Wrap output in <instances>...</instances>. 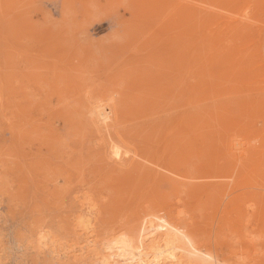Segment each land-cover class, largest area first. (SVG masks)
I'll use <instances>...</instances> for the list:
<instances>
[{
  "label": "rangeland",
  "instance_id": "374dc122",
  "mask_svg": "<svg viewBox=\"0 0 264 264\" xmlns=\"http://www.w3.org/2000/svg\"><path fill=\"white\" fill-rule=\"evenodd\" d=\"M148 2L0 0V264H99L77 251L68 231L81 202L99 211L96 230L100 243L109 238L111 227L122 224L124 231L140 226L142 219L127 217L151 215L158 209L172 221L179 218L173 223L182 221L196 231L205 255L218 256L215 264H254L264 254V120L257 104L259 99L263 104L264 97L259 96L264 95V15L250 26L235 17L237 22L230 20L229 26L237 24L234 28L238 29L227 31L237 33H226L235 39L236 34L243 37L240 27L242 34L243 30L257 32L252 33L257 45H246V49L255 46L246 50L253 56L243 57L245 48L240 49L238 58L242 59L237 64L240 59L234 58L232 68L246 59L252 64L249 60L254 58L253 63H258L249 70L260 73L250 70L256 76H249L248 71L249 77L239 89L234 80L238 66L235 70L226 66L222 80L215 78L216 73L209 77L220 65L214 64L217 60L230 61L236 55L235 47H245L246 42L244 38L234 40L237 44L229 41L223 53L231 57L224 60L217 43L213 47L222 50L221 55L218 50V55L212 53L216 61L210 64L214 66L208 75L210 94L175 97L173 90H162V83L173 78L166 74L175 72L169 73L171 65L160 61V47L164 48L158 37L164 39L161 27L179 17L171 14L167 18L160 12L170 0ZM148 23L156 26V42L161 44H153L151 36H146L154 35L152 28L146 30ZM179 24L173 28L175 33L171 28L169 33H178ZM126 29L135 33H126ZM147 42L153 45L147 46ZM231 46L233 53H229ZM139 55L145 60L139 62ZM258 73L263 81L258 80ZM181 75L184 81H198L203 73ZM156 77L158 83L153 82ZM146 84L154 90L148 92ZM213 141L221 145L212 149ZM41 234L51 236L54 246L37 251L34 246Z\"/></svg>",
  "mask_w": 264,
  "mask_h": 264
},
{
  "label": "bare ground",
  "instance_id": "6f19581e",
  "mask_svg": "<svg viewBox=\"0 0 264 264\" xmlns=\"http://www.w3.org/2000/svg\"><path fill=\"white\" fill-rule=\"evenodd\" d=\"M119 1V0H118ZM147 1H149V2H154V0H147ZM156 1V0H155ZM160 1V0H159ZM165 1V0H164ZM169 1V0H168ZM148 2V3H149ZM176 2V3H175ZM174 2V0H173V3L171 2V0H170V2H168V3H166L163 7H164V9L162 10H160V12L162 11V12H165L164 13V15L166 16L167 15V18L169 17L168 15H171L170 17H174L175 16V14H176V16H177V14H178V17L179 18H183L182 19V21H183V23H182V21L180 22V20L181 19H179V22L178 23H180L179 24V26L181 25L182 27H181V29L180 30H178L177 32L178 33H176V34H174L175 33V31L176 30H174V29H176L177 28V26H178V23L176 22L177 20H175V22H176V24H175V22L174 23H172L173 21H174V19L172 20V24H175V25H177V26H173V28H171V23H170V25H169V23H166V24H168V25H164L163 27H161V29H162V33H161V35H165L164 36V39H162L161 37L162 36H159L158 37V39L159 40H161L162 41V44H161V41H157L159 44H161L162 45V47L164 48V51H163V49L161 50V45L159 46L160 47V55H158V53H157V55L158 56H160V61H162L163 59V63H167V67H168V65H171V66H169L170 68L168 69L169 70V73H170V70H171V73L174 71L175 73H176V75L174 76V74H172V75H170V74H166V76H173V78L172 79H170L169 80V82H166V83H162V90L163 91H165L166 89L168 90V88H169V90H168V93H169V91H174V93H175V97H178L180 94H182V93H190V94H192V95H205L206 96V94H210V93H208V89H209V80L210 79H208V75L210 74L209 72H211L210 71V67H214V66H210V64H213V62H215L216 60H214V58L216 57V55H214L215 57L213 58V55H212V53L213 54H215L214 52H216V50H218L220 47L223 49H221L222 50V59L223 58H226V59H228V58H230L231 57V54H230V56H229V54H227L228 55V58L227 57H225L224 56V54L225 53H223V51H225L224 49H226L227 47V45L226 44H228L229 45V41H231L232 42V40L234 41V40H240V39H242L243 40V38H244V40H245V47H242V46H236V44L238 43V41H234L233 43L235 44H233V46L235 47V48H238L237 50H235L236 51V55H237V57H235L236 55L235 54H232V57H233V59H232V57L230 58V61H226V60H224V61H226V62H224V61H221V60H217L214 64H220L219 66H220V68H219V66H215V68H217V71H216V69L215 70H212L213 71V73L211 72V76H209V77H211L212 78V75L214 74V73H216L217 74V72H218V74L220 73V72H222V73H220L219 74V76H217L216 74L214 75L215 76V78H217L218 77V79L220 78V77H222V76H220L221 74L223 75V73H225V72H223V70L226 68V66L228 67L229 66V68H228V70H230L232 67H233V63L235 62V61H233L234 60V58H235V60H236V58L237 59H240V57L238 58V56H240V54H242V52H241V50H243V48H245V50H243V52L245 51L246 53H247V51L249 50V47H255L256 45H257V43L255 44L254 43V41H256V36L255 35H257V32H255V33H253V31L252 32H250V31H248V32H246L245 33V30H243L244 32H243V34L245 33V35H243L242 34V30H241V27H240V33L242 34H240L239 33V35L240 36H243L242 38H237V35L238 34H236V38L235 39H233V36H234V32L235 33H237V30L236 31H234V32H231V33H233V34H231V33H229L228 31H230V29L229 28H234V27H237L238 25L236 24V25H234L233 23V26H229V22H230V20L232 21L233 19L235 20V17H238V18H240V20L242 21V22H240V23H245V25H247V26H250V25H252V23H256L259 19H263L264 18V16H262V15H264V0H182V4L181 5H179V3L177 2V0ZM181 2V1H180ZM136 3H138V2H136ZM161 4H162V2H160ZM130 4V3H129ZM159 4V3H158ZM164 4V3H163ZM142 5V4H141ZM130 6V5H129ZM127 7V6H126ZM161 7V6H160ZM125 8V7H124ZM131 8V7H130ZM133 8H134V5H133ZM148 8H149V6H148ZM127 9L129 10V8L127 7ZM140 9H142L141 7H140ZM132 10V9H131ZM132 11H134V10H132ZM136 11V13H137V9L135 10ZM134 11V12H135ZM145 11H147V9H145L144 10V12ZM132 13V12H131ZM174 13V14H173ZM161 14V13H160ZM163 14V13H162ZM149 15V14H148ZM157 16H160V17H164V16H161V15H159V14H156ZM174 15V16H173ZM261 16L263 17V18H261ZM147 17V16H146ZM129 18V17H128ZM134 18V17H133ZM167 21L170 19H172V18H169V19H167L166 17H164ZM177 18V17H176ZM143 19H144V17H143ZM163 19V18H162ZM140 20V19H139ZM233 20V21H234ZM237 20V19H236ZM235 20V21H236ZM260 20V21H261ZM151 21V20H150ZM149 21V22H150ZM166 21V22H167ZM232 21V22H233ZM249 21V22H248ZM251 21V22H250ZM253 21H256V22H253ZM237 22V21H236ZM259 22V21H258ZM140 23V22H139ZM144 23V22H143ZM164 23H165V21H164ZM163 23V24H164ZM141 24H142V22H141ZM141 24L139 25V26H141ZM149 24V23H148ZM148 24L145 26V28L148 26ZM243 24H240L241 26L243 25ZM249 24V25H248ZM161 25H162V23H161ZM230 25H231V23H230ZM244 25V26H245ZM126 26V25H125ZM130 26V28H131V25H129ZM134 26H136V25H134ZM134 26H132V27H134ZM149 26H150V24H149ZM148 26V27H149ZM151 26H153V24L151 25ZM149 27V28H146V30L147 29H150V28H152L153 29V33H151V34H154V35H150L148 32V34L149 35H146V36H151L150 38L152 39H150L151 40V42L153 43V44H156L157 42H156V39H157V37L155 36V31H154V28H156V26L153 28V27ZM229 26V27H228ZM138 27V26H137ZM136 27V28H137ZM142 27V26H141ZM239 27V26H238ZM144 28V26L142 27V29ZM158 28V27H157ZM170 28H171V30L173 29L174 30V33H173V31H172V33H173V35H172V33L170 34L169 32H170ZM235 29H238V28H234L233 30H235ZM125 30V29H124ZM133 30H135L134 28H133ZM138 30V32H140L139 31V28L137 29ZM143 30H145V29H143ZM142 30V31H143ZM146 30L144 31V32H146ZM228 30V31H227ZM126 31H127V29H126ZM159 31V30H158ZM161 31V30H160ZM231 31H232V29H231ZM124 32V31H123ZM129 32V34L130 33H135V32H131V31H127L126 33H128ZM155 32V33H154ZM226 33H229V34H231V35H233V36H231L230 37V35L229 36H227V34ZM248 33V34H247ZM255 34V35H253V34ZM137 34H139V33H137ZM136 34V35H137ZM158 34V33H157ZM156 34V35H157ZM169 34H170V36H169ZM143 35V34H142ZM230 37V40H229V38H228V41L226 40L227 38H224V37ZM134 36V35H133ZM132 36V37H133ZM145 36V37H146ZM158 36V35H157ZM152 37H155V39H153ZM239 37V36H238ZM135 38V37H134ZM144 38V37H143ZM143 38H141V39H143ZM232 38V39H231ZM264 37L262 36V38H261V42L264 40L263 39ZM145 39V38H144ZM127 40V38H125V41ZM129 40V39H128ZM126 41V42H129V41H131L132 43L134 42V40H129V41ZM149 40V39H148ZM148 40H146V41H148ZM149 40V41H150ZM153 40H155V41H153ZM224 40H226L228 43H225L226 41H224ZM137 41H138V38H137ZM144 41V40H143ZM241 41V40H240ZM178 42V43H177ZM242 42V41H241ZM143 44H144V42H142ZM146 43V42H145ZM148 43V45L147 46H150V45H153V44H150L149 42H147ZM218 43V45L220 46H218L217 47V49H215V47H216V44ZM222 44V45H220V44ZM224 43H225V45H224ZM240 43V42H239ZM244 43V42H243ZM247 43L248 44H252L253 43V45H255V46H251V45H249V47H247V49H246V45H247ZM263 43H264V41H263ZM130 44V43H129ZM135 44V43H134ZM140 44V43H139ZM150 44V45H149ZM231 44V43H230ZM262 44V43H261ZM243 45V44H242ZM124 46V45H123ZM128 46V43H127V45H126V47ZM133 46V45H132ZM131 46V47H132ZM135 46V45H134ZM139 46H141V45H139ZM157 46H158V44H157ZM157 46L155 47V46H153V47H155V48H157ZM213 46H215V47H213ZM233 46H231L232 47V50H230L231 52H229V53H233L232 51H234L233 49H235ZM244 46V45H243ZM262 46H263V44H262ZM130 47V46H129ZM143 47H145V46H143ZM212 47H213V49H212ZM223 47H225V48H223ZM240 47V48H239ZM121 48V47H120ZM133 48V47H132ZM140 48V47H139ZM262 48V47H261ZM260 48V49H261ZM130 50H131V48H129ZM134 49V48H133ZM132 49V50H133ZM135 49L137 50V47H135ZM143 49L144 48H141V50H139V51H141V52H138V53H142V51H143ZM215 49V51H213ZM228 49V48H227ZM241 49V50H240ZM252 49H254V48H252ZM251 49V50H252ZM257 49V48H256ZM259 49V48H258ZM123 50H124V48H123ZM127 50H128V48H127ZM126 50V51H127ZM152 50H154L153 48H151V52H152ZM158 50H159V48H158ZM157 50V52H159ZM212 50V51H211ZM221 50H218L219 51V54L221 55ZM240 50V51H239ZM247 50V51H246ZM138 51V50H137ZM137 51H133V52H136V54H137ZM150 51V50H149ZM156 51V50H155ZM218 51L216 52V54L218 53ZM253 51V50H252ZM255 49H254V53H255ZM132 52V51H131ZM154 52V51H153ZM237 52H239V54L237 53ZM244 52V56L243 57H245L246 55H250V53H252L251 51H249V53H245ZM125 53V52H124ZM257 53H258V51H257ZM257 53H256V55H257ZM134 54V53H133ZM132 54V55H133ZM136 54H135V56L133 55V57H136ZM146 54H148V53H145V55ZM153 55H156L155 53H152ZM259 54H260V56H261V52L260 53H258V55L257 56H259ZM129 55V54H128ZM131 55V56H132ZM143 55V54H142ZM141 55V56H142ZM212 55V56H211ZM218 55V54H217ZM140 56V55H139ZM140 56V58L138 59L139 60V62H141V60H145V59H141L142 57ZM149 56H151L152 57V59L153 60H156L155 62L157 63V62H159V58L157 57L156 58V56L155 57H153L152 55H149ZM242 56V55H241ZM251 56V55H250ZM252 56H253V53H252ZM255 56V55H254ZM256 56V57H257ZM125 57V56H124ZM128 57V56H127ZM164 57V58H163ZM211 57V58H210ZM218 57V56H217ZM221 56H219L218 58L219 59H221L220 58ZM217 58V59H218ZM247 58V57H246ZM245 58V59H246ZM250 58V57H249ZM260 58V57H259ZM126 59L127 58H125V61H126ZM128 59H129V57H128ZM131 59H133V58H131ZM131 59H130V61H131ZM141 59V60H140ZM147 59V58H146ZM149 59H150V57H149ZM158 59V60H157ZM214 61H213V60ZM216 59V58H215ZM231 59H232V61H231ZM242 59V58H241ZM241 59L240 60H238L239 62H236L237 64H239L240 63V61H241ZM244 59V58H243ZM254 58H252L251 60H249V61H252V64H250L249 62H247V60L248 59H246V61L244 60V63L245 62H247V65L245 66V64L243 63V61H242V64H241V66H238V65H236V67L238 66V68L239 67H241L242 68V72L240 71V68L238 69V68H236V67H234V68H232V69H234L235 70V68H236V70L234 71V72H236V74H235V76H234V80H236V82H235V88L236 89H239V87H241L240 86V84H241V82L243 81V80H245V81H247V78H246V76H248V71L249 72H251L250 70H252V72H255V70H254V68H252V69H250L249 70V68H251L252 67V65L253 64H255V63H253V61H255V60H253ZM258 58H256V60H257ZM148 60V59H147ZM259 60V59H258ZM262 60V57L260 58V63H263V60ZM128 61V60H127ZM134 61V60H133ZM151 61V60H150ZM166 61V62H165ZM212 61V62H211ZM220 61V62H219ZM135 62H138V61H135ZM144 62V61H143ZM147 62V64H150V63H148V61H146ZM152 62V61H151ZM161 62V63H162ZM172 64H171V63ZM211 62V63H210ZM219 62V63H218ZM222 62H224V63H222ZM229 62H232L230 65H232L231 67H230V65H229ZM126 63V62H125ZM128 63V62H127ZM129 63H131V62H129ZM133 63V62H132ZM156 63H152L154 66H159V63L158 64H156ZM226 63V64H225ZM250 64V67H247L249 64ZM258 63V62H257ZM256 63V64H257ZM259 63V64H260ZM123 64H124V62H123ZM122 64V65H123ZM134 64V63H133ZM142 64V63H141ZM164 64V65H165ZM213 64V65H214ZM225 64V65H224ZM255 64V65H256ZM121 65V66H122ZM131 65V64H130ZM143 66H144V64H142ZM164 65H162L163 66V68L165 67ZM260 65H262V64H260ZM260 65H258L259 67L258 68H260L261 66ZM125 66V65H124ZM143 66H139L138 68H140L141 69V71L142 72H146L147 71V69L145 68V67H143ZM146 66V65H145ZM148 66V65H147ZM173 66V67H172ZM174 66H176V70L177 71H180V72H176V70H175V67ZM222 66V67H221ZM225 66V67H224ZM245 66V67H244ZM263 66H264V63H263ZM123 67V66H122ZM126 67H127V65H126ZM128 67H130V66H128ZM141 67H143L144 69V71L142 70V68ZM149 67V66H148ZM147 67V68H148ZM151 67V66H150ZM149 67V68H150ZM160 67V66H159ZM159 67H157L158 69H159ZM254 67H257V66H254ZM132 68V67H131ZM153 68V67H152ZM162 67L160 68L161 69V71H159V72H161V73H163V71H162V69H163ZM174 68V69H173ZM263 69H261L262 71H263V73H264V67H262ZM121 69V68H120ZM123 70H124V68H122ZM132 69H134V68H132ZM151 69V68H150ZM165 69H166V67H165ZM212 69V68H211ZM218 69H220V71H218ZM231 69V70H232ZM257 69V68H256ZM119 70V69H118ZM153 69H151V71H152ZM156 70V69H155ZM226 70H227V68H226ZM243 70L245 71V72H243ZM127 71V70H126ZM126 71L124 70V72H125V74H123V75H126ZM129 71V70H128ZM140 71V72H141ZM151 71H149V72H151ZM214 71H216V72H214ZM225 71V70H224ZM233 71H231V72H233ZM260 70H257V72H259ZM261 71V72H262ZM117 72V71H116ZM123 72V71H122ZM158 72V71H157ZM165 72V71H164ZM182 72H186V73H188V75L189 76H196V72H202L203 73V75H202V77L200 78V80H198V81H196V80H188V81H184V80H182ZM207 72H208V74H207ZM226 72H228V71H226ZM250 73L249 74V76H253L255 73H257V72H255L254 74L253 73ZM168 73V72H167ZM260 73V72H259ZM258 73V74H259ZM165 74V73H164ZM253 74V75H252ZM262 74V73H261ZM261 74H259V77L261 76ZM63 75V74H62ZM119 75H120V73H119ZM122 75V76H123ZM158 75V74H157ZM72 76V75H71ZM165 76V75H164ZM163 76V78H165ZM224 76V75H223ZM248 76V77H249ZM254 76H256V74L254 75ZM64 77H65V75H64ZM115 77V76H114ZM119 77V76H118ZM144 77V76H143ZM258 77V80L259 79H261V77L259 78ZM62 78V77H61ZM70 78V77H69ZM159 78V77H158ZM168 78V77H167ZM223 78V77H222ZM222 78L221 79H219V80H222ZM253 78V77H252ZM251 78V79H252ZM64 79V78H63ZM116 79V78H115ZM157 77L154 79V81H153V78L152 79H150V81L152 80L153 82H157ZM161 79V78H160ZM160 79L158 80L159 82H160ZM218 79H216L215 81L216 82H219V84H220V82H222V81H218ZM264 79V78H263ZM161 80H164V79H161ZM166 80V79H165ZM172 80V81H171ZM225 80V79H224ZM254 80V79H253ZM142 81V80H141ZM143 81H144V79H143ZM151 81V82H152ZM167 81V80H166ZM213 81V80H212ZM215 81H214V83L213 84H215ZM261 81H263L262 79H261ZM152 82V83H153ZM224 82V81H223ZM244 82V81H243ZM251 82V81H250ZM256 82V81H255ZM141 83V82H140ZM158 83V82H157ZM167 84H169V86L167 85ZM218 83H216L215 85H217ZM221 84H223V83H221ZM220 84V85H221ZM245 84H246V82H245ZM132 85V84H131ZM136 84H134V85H132V86H135ZM142 85L144 86V84L142 83ZM161 85V84H160ZM167 85V86H166ZM214 85V86H215ZM244 85V84H243ZM132 86H128V87H132ZM137 86V85H136ZM135 86V87H136ZM139 86V85H138ZM137 86V87H138ZM147 88H148V92H149V90H151L152 89V91L154 90L153 88H149L148 86H150L151 87V85L149 84H146L145 85ZM156 86V85H155ZM157 86H159V84L157 85ZM219 86V85H218ZM222 86V85H221ZM226 86V85H225ZM255 86V85H254ZM146 87H145V89H146ZM216 87V86H215ZM214 87V88H215ZM223 87V86H222ZM250 87V86H249ZM133 88V87H132ZM142 88V87H141ZM144 88V87H143ZM219 87H217V89H218ZM242 88V87H241ZM245 88V87H244ZM257 88V87H256ZM256 88H254V89H256ZM57 89V88H56ZM165 89V90H164ZM220 89V88H219ZM222 89L223 88H221V91H222ZM227 89V88H226ZM247 89V88H246ZM162 90H161V92H162ZM166 90V91H167ZM214 90H216V88L214 89ZM224 91H225V87H224V89H223ZM253 89H251L250 90V92L252 91ZM257 91H259V90H261V89H256ZM255 90V91H256ZM145 91V90H144ZM155 91H157V90H155ZM173 91H172V93H173ZM217 91V90H216ZM220 91V92H221ZM223 91V92H224ZM246 91V90H245ZM262 91H263V89H262ZM146 92H147V90H146ZM217 92H219V91H217ZM216 92V93H217ZM236 92V91H235ZM248 92H249V90H248ZM260 92V91H259ZM215 93V92H214ZM240 93V92H239ZM157 94H159L158 92H157ZM157 94H155L156 95V97H157ZM171 94V93H170ZM236 94V93H235ZM235 94H233V95H235ZM160 95V94H159ZM165 95V94H164ZM166 96V95H165ZM212 95H210L209 97H211ZM213 96H215V95H213ZM259 96H261V98H262V96H264V95H260L259 94ZM158 97H160V96H158ZM157 97V98H158ZM208 97V96H207ZM256 97H258V96H256ZM153 98L154 99H156L155 98V96H153ZM165 98V97H164ZM216 98V97H215ZM255 98V97H254ZM259 98V97H258ZM164 100V99H163ZM235 100V99H234ZM239 100V99H238ZM251 100V99H250ZM257 100V99H256ZM262 101H263V104L261 103V101H260V99H259V101L257 100V104L260 106L261 105V107H262V111H260V114L262 115V116H260L261 117V120H264V97L261 99ZM156 101V100H155ZM254 101V100H253ZM162 102V101H161ZM168 102V101H167ZM222 102V101H221ZM234 102V101H233ZM256 102V101H255ZM254 102V103H255ZM218 103H220V102H218ZM251 103H253L252 101H251ZM237 104V103H236ZM238 105L239 106H241L240 104H239V102H238ZM254 105V104H253ZM252 105V106H253ZM248 108V107H247ZM257 108H258V106H257ZM260 109V108H259ZM258 109V110H259ZM254 111V110H253ZM249 112H250V110H249ZM251 112H252V110H251ZM257 112V111H256ZM256 112H255V114H256ZM254 112H252V114H253ZM258 113H259V111H258ZM255 114L253 115V116H255ZM251 115V114H250ZM259 115V114H258ZM259 117V116H258ZM259 117V118H260ZM215 138V137H214ZM218 139V138H217ZM213 140H216V139H213ZM218 141H220V139H218ZM216 142L217 141H213V146L215 145H218V146H220L219 144H216ZM215 146H214V148L213 147H211L212 149H215ZM75 197L76 196H74V199H75ZM79 197V200H81L80 199V196H78ZM232 199V198H231ZM76 200V199H75ZM76 202L79 204V202H78V199L76 200ZM84 202H81V204H80V209L77 211V208H75L76 209V211H74V213L75 212H77L75 215H74V218H73V222H72V224H71V230H68L69 231V234H71V236H72V238H73V241H74V247L75 248H77L78 250L77 251H79V250H81V253L82 252H85V255H87L88 257L89 256H91L92 257V259H94L95 261H98V263L99 264H215L216 263V261L218 260V256L216 255L215 257H212L211 255H205L206 253H205V251H204V249H203V247H202V245H203V243H202V239L200 238V237H198V235H197V233H196V231H193V230H190L187 226H184L183 225V223H182V221H181V223H173L174 222V220H176L175 219V217H174V219H173V217H172V219H173V221L168 217V214H164V215H162V213H161V211H158V209H157V211H156V213H152L151 215L150 214H145V215H141V216H138V214H137V216L138 217H134L133 216V218H132V214L130 215L131 217H127V220H131V219H133V220H135L136 221V219H142V222L139 224V225H136V226H139V227H137L135 230L133 229L132 230V228H127L126 230H124V231H122V229H121V227H122V224L120 225V226H118L117 225V227H111L112 228V230H111V232L109 233L110 234V236H109V238H107L106 240H104V241H102V243H100L101 242V240L99 239V233H98V231L96 230V224L99 222V218H98V214H99V211H97V210H95L93 207H91L90 205H84L83 204ZM76 204V203H75ZM77 204V205H78ZM76 206V205H75ZM162 208V206L160 207V209ZM162 209H164L165 210V207L164 208H162ZM163 210V211H164ZM73 212V211H72ZM165 212H166V210H165ZM264 214V213H263ZM262 214V215H263ZM262 215L260 216L261 218H262ZM155 217V219H157L159 222H155L153 219H154V217H153V219H149V217ZM146 217H147V220H146ZM264 217V216H263ZM130 218V219H129ZM134 218H136V219H134ZM179 219V218H178ZM177 219V220H178ZM263 219V218H262ZM176 220V221H177ZM180 221V220H179ZM261 223H262V221H261ZM138 224V223H137ZM260 224V223H259ZM182 225V226H181ZM262 226H263V228H264V221H263V223H262ZM118 228V231H116V232H119V231H121L120 232V234H117V235H114V234H116V232H114V230H116ZM133 228H135V227H133ZM263 230V229H262ZM146 232V233H145ZM262 232V231H261ZM146 234V235H145ZM52 237L50 236V237H47V236H45V235H43V234H41L40 236H39V240H38V245L36 244L35 246H34V248L37 250V251H40V250H43V249H49V248H51V246L53 245L54 246V244H55V240H53V239H51ZM201 240H200V239ZM33 241H34V239H33ZM204 242V241H203ZM261 242V241H260ZM61 246V245H60ZM261 246H262V244H261ZM27 248V247H26ZM74 248V249H75ZM28 249V248H27ZM264 249V248H263ZM76 250V249H75ZM264 251V250H263ZM202 254H204L206 257H203L202 256ZM215 260H214V259ZM199 260V261H198ZM79 261V260H78ZM198 261V262H197ZM87 262V261H86ZM215 262V263H214ZM88 264V263H87ZM234 264V263H233ZM239 264V263H238ZM240 264H247V263H245V262H240ZM254 264H264V254H261V256H259L258 258H257V260H254Z\"/></svg>",
  "mask_w": 264,
  "mask_h": 264
}]
</instances>
